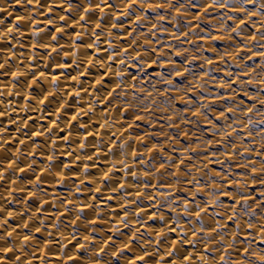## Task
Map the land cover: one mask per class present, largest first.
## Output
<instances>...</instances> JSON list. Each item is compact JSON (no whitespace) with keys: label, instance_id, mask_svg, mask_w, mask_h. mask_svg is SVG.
<instances>
[{"label":"bare ground","instance_id":"6f19581e","mask_svg":"<svg viewBox=\"0 0 264 264\" xmlns=\"http://www.w3.org/2000/svg\"><path fill=\"white\" fill-rule=\"evenodd\" d=\"M262 4L4 0L0 32L14 31L0 37V221L6 220L0 225L5 237L0 249L17 251H0V264H223L221 256L228 264L255 260L243 254L245 248L264 250V217L256 214L255 189L250 188L253 182L264 186V154L250 142L264 135ZM166 7L193 26L208 9L215 31L190 36L177 29ZM231 32L236 48L228 53L230 62L252 87L235 82L246 99L224 94V84L236 78L231 68L218 75L206 71L222 55L215 40L226 41L223 34ZM190 39L212 55L200 64L174 58L172 43ZM166 69L208 78L210 87L201 95L192 79L190 92L198 97L193 99ZM78 75L79 83L73 80ZM149 79L159 80L192 109L226 103L224 111L213 110L219 123L212 121L210 127L220 149L213 158L243 164L255 178L230 176L226 168L204 170L203 156L193 158L186 143H175L172 151L170 142L152 138V120L145 115L151 104L142 96L154 91ZM50 90L54 94L41 103ZM159 108L165 125L172 111ZM104 122L110 126L102 128ZM226 133L232 141L222 137ZM203 151L208 159V150ZM184 159L190 162L183 170ZM198 207L207 210L199 220ZM218 223L227 224L226 235L209 238ZM234 236L238 239L230 247Z\"/></svg>","mask_w":264,"mask_h":264},{"label":"rangeland","instance_id":"374dc122","mask_svg":"<svg viewBox=\"0 0 264 264\" xmlns=\"http://www.w3.org/2000/svg\"><path fill=\"white\" fill-rule=\"evenodd\" d=\"M163 11L168 13L174 21V25L180 31L186 32V34L193 36L197 34L204 35L207 32H213L214 26L209 23L208 15L204 13V17L200 18V21L196 23V26L190 25L186 22L184 16L180 17L173 8L166 7ZM224 37H227L226 41L215 40L214 44L217 49L218 53H222V55L216 57V60H212L213 57L210 58L213 63L209 67H206L207 72H211L214 75H218L221 71L227 67L231 68L235 72V80L229 84H224L222 89L224 90L225 95H230L231 98L235 99H246L241 92V88L238 89V84L235 82L237 80L240 81V87H244L246 89H252L251 84L245 81V78H240L242 73L237 68L232 66L231 53L236 46L232 43V40L235 39L233 33H224ZM227 50V51H226ZM212 54L206 49L204 45L195 44L191 39L187 43H180L178 41L172 43V56L174 58H179L180 60L190 63L194 62L200 64L202 58L205 56H211ZM258 60V59H257ZM260 62V61H259ZM167 72H170L173 77H175L177 84L180 87V90L184 94H188L191 98L195 99L196 97L190 91L192 90L190 83L191 80L194 79L195 84L198 85V91L202 95L204 90L209 88V84L211 83L208 78L200 77L193 74H183L177 75L179 72H176L174 69H166ZM204 76V75H202ZM192 77V78H191ZM197 82H196V80ZM148 86L153 87L154 91L149 94L142 95L147 101H150L151 104L150 108H147V113H145L147 120L149 121V127H151V137L155 138L158 142H170L168 146L171 148L172 151H175V143H186V145L190 146V152L193 154V158H203L205 163L204 170H223L224 168L228 169L230 176H238L239 174L248 175V177L255 178L256 174L253 173L251 169L244 166L243 164L234 163V161L229 160L227 157L224 159L217 161L213 158V154L220 150L217 148L216 145V136L213 130L210 127V123L215 121V117L213 115V110L216 111H224L226 103L222 101H215L213 104L200 106V108L192 109L190 106H187L182 101L178 99V94L174 91H171L169 87L163 85L159 80L156 79H149L146 80ZM167 88L166 90H163ZM193 91V90H192ZM204 98V96H201ZM157 102L159 106L153 105V103ZM160 106H164L167 110L172 111L171 120L169 122H165L164 124L159 121V113L158 110ZM212 108V109H211ZM147 126V124H146ZM227 141H232L231 137L228 133L222 136ZM251 144L261 151L264 154V135L259 136L257 139L250 140ZM166 148V147H165ZM203 149L208 150L207 154L210 156L205 158L201 152H204ZM187 161L184 159L181 166H183V170L187 167ZM190 162V161H189ZM173 171V167H172ZM251 189H255L256 198L253 200L254 202V209L256 214L259 216L264 217V186L257 187V184L253 182L250 184Z\"/></svg>","mask_w":264,"mask_h":264},{"label":"snow or ice","instance_id":"6c2138e0","mask_svg":"<svg viewBox=\"0 0 264 264\" xmlns=\"http://www.w3.org/2000/svg\"><path fill=\"white\" fill-rule=\"evenodd\" d=\"M246 2L247 3H250V4H255L256 3V0H246ZM37 3L39 4L40 3V0H37ZM214 3H218V4H220L221 6H222V0H214ZM98 7H99V5H98ZM261 7H264V4H262L261 5ZM50 11H51V9H49ZM0 11H2V9H0ZM85 11H88V9L87 10H85ZM240 11H244V9L243 8H241L240 9ZM208 12V9H205V13H207ZM256 15V13H251V16H255ZM19 19V18H18ZM62 19H64V18H62ZM81 19H84L83 17H81ZM242 23H245L244 21H242ZM58 32L59 31H62V29H60V30H57ZM233 31H235V29L233 30ZM77 38H79V36L77 37ZM52 39L53 40H56V36H53L52 37ZM54 51H55V49H54ZM0 68H2V66H0ZM14 79H15V77H14ZM170 83H171V81H170ZM76 95L77 96H79V93H76ZM47 100V98L45 99V100H42L41 101V103H44L45 101ZM73 119L75 120L76 119V117H73ZM138 119H139V117H138ZM82 127H83V125H82ZM85 139H87V137H85ZM81 149H83L84 147H85V145L84 144H81ZM121 147H123V145H121ZM137 155V153H133V156L135 157ZM49 159H51V158H49ZM183 163V162H182ZM85 171H87V167L85 168ZM108 178V176H107V174L105 175V177H104V179H107ZM0 179H2V176H0ZM121 187V189H123V187H124V185H121L120 186ZM97 191L99 192V189H97ZM213 191H215V190H213ZM141 193H137V199H139L140 197H141ZM217 195H225V196H227V193H217ZM109 199H111V197L109 198ZM215 203H217V204H219V201H215ZM186 208H187V205L185 206ZM84 209L82 208L81 209V211H83ZM202 211H204V212H206L207 210L206 209H201V208H197V211H196V215H197V218H198V220H199V218H200V215H201V212ZM139 215V214H138ZM77 219H80V217L78 216L77 217ZM233 219V217H229V220H232ZM92 223H95L94 221H92ZM27 227V226H26ZM250 227H251V225H250ZM226 229H227V224H224L223 225V227L218 223L217 225H216V227L215 228H213L209 233H208V237L209 238H214V235L213 234H216V235H221V236H224V235H226ZM176 229L175 228H173V229H171V231H175ZM237 230H239V225L237 226ZM237 239H238V237H233V240L231 241V244H232V246H234V244L236 243V241H237ZM219 246H223L222 244L221 245H219ZM11 250H7L6 252H10ZM206 251H208V250H206ZM247 254H248V250H245V252H244V258L246 259L247 258ZM97 255L99 256V253H97ZM17 259H19L18 257H17ZM140 260H143L144 259V257H140L139 258ZM221 261L223 262V264H228V260L226 259V257H224V256H221ZM260 264H264V261H261L260 262Z\"/></svg>","mask_w":264,"mask_h":264},{"label":"clouds","instance_id":"9594fccd","mask_svg":"<svg viewBox=\"0 0 264 264\" xmlns=\"http://www.w3.org/2000/svg\"><path fill=\"white\" fill-rule=\"evenodd\" d=\"M3 2H4V0H0V4H3ZM16 2L17 3H20L21 2V0H16ZM27 2L28 3H33V0H27ZM35 2L37 3V0H35ZM131 2L132 3H135L136 2V0H131ZM2 10H4V9H2ZM85 10H87V9H85ZM101 11H103V9H101ZM10 15H11V13H9ZM249 15H251V13L249 14ZM62 18H64V17H60V19H62ZM139 18V17H138ZM3 23V20H0V24H2ZM113 26H115V25H113ZM97 27H99V25H97ZM57 30H60V29H57ZM234 30V29H233ZM14 31V29L13 28H8L6 31H4V32H0V37H2V36H6L8 33H11V32H13ZM54 50V49H53ZM7 61H5V63H6ZM74 63H75V61H74ZM88 63H92V61L91 60H89L88 61ZM0 66H4L3 64H0ZM101 67H103V65H101ZM83 73H81V75H82ZM73 80H75L77 83H79L80 81H79V75L78 76H75V77H73ZM97 83H99V80L97 81ZM168 83H170V81H168ZM54 93L50 90L48 93H47V95L45 96V99L48 97V96H52ZM109 95H111V93H109ZM97 102L98 103H102L103 101L102 100H100V98L99 97H97ZM61 107H63V105H61ZM92 109H91V107H89L87 110H85V112H87V111H91ZM110 125H108L107 124V122H104V123H102L101 124V127L103 128V127H109ZM0 131H2V129H0ZM81 146V145H80ZM49 158H51L52 159V157H49ZM83 157H81V159H82ZM92 157H88V159H91ZM0 211H2V209H0ZM9 215H12L11 213H9ZM6 223V220H3V221H0V225H3V224H5ZM26 226V225H25ZM15 231V229H12V232H14ZM36 231H40V229L39 228H37L36 229ZM138 231V230H137ZM163 231H165V230H161V232L160 233H158V235H162L163 234ZM12 232H8L7 233V235H12ZM3 239H5V237H3V236H0V240H3ZM24 240H28L29 239V237H27V236H25L24 238H23ZM85 240H87L88 239V237H85L84 238ZM228 245L231 247L232 246V244H231V240L230 241H228ZM126 246V245H125ZM22 248H23V245H21V250H22ZM7 250H11V251H17V249L15 248V247H12V248H8V249H0V251H7ZM245 250H248V257H255L256 259L255 260H251V259H246V264H256V261H259V262H261V261H264V250H259V251H257V250H252V251H249V248H245ZM147 254V253H146ZM19 259H20V256H17ZM17 257H16V259H17ZM19 259H17V260H19ZM202 259H203V257H202ZM157 264H160V262L158 261L157 262Z\"/></svg>","mask_w":264,"mask_h":264}]
</instances>
